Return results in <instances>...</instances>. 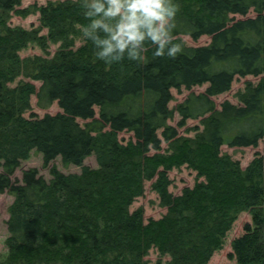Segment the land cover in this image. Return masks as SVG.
Wrapping results in <instances>:
<instances>
[{"label":"trees","instance_id":"1","mask_svg":"<svg viewBox=\"0 0 264 264\" xmlns=\"http://www.w3.org/2000/svg\"><path fill=\"white\" fill-rule=\"evenodd\" d=\"M21 4L0 0V31L11 12L26 14L17 9ZM179 4L177 57H156L149 48L145 62L105 63L87 39L47 62L37 57L25 74L31 81L13 87L20 67L4 62L21 63L18 52L29 42L64 38L59 28L71 22L83 27L88 18L82 1L54 2L40 7L48 37L18 28L0 35V193L14 197L9 257L0 264H149L153 249L170 257L166 264H208L241 211H250L252 221L233 240L230 256L236 264H264V150L243 168L222 149L264 145V0ZM183 36L210 42L192 46ZM247 76L260 79L246 83L239 104L225 100L217 108L215 99ZM196 87L205 89L193 92ZM183 89L192 92L171 107L173 91ZM33 96L39 104L57 102L61 112L26 116ZM176 114L177 126L169 123ZM189 120L202 121L193 137L179 131ZM33 151L45 166L61 158L82 172L52 166L47 180L30 168L22 182L14 180ZM90 156L97 169L84 165ZM183 166L198 181L176 195L170 172ZM147 182L167 209L159 219L145 220L141 207L131 210Z\"/></svg>","mask_w":264,"mask_h":264},{"label":"rangeland","instance_id":"2","mask_svg":"<svg viewBox=\"0 0 264 264\" xmlns=\"http://www.w3.org/2000/svg\"><path fill=\"white\" fill-rule=\"evenodd\" d=\"M71 1L73 3L81 2L82 0H22V4L17 9L28 10L25 15H20L16 11H13L6 18V24L2 27L4 30L0 31V35L6 33V28H18V29H36L40 32L42 36H49L50 30L44 27L41 21L40 15V7L46 6L49 3H63V2ZM18 10V11H19ZM256 13L251 11L249 16H255ZM81 25L77 22H71L68 25H64L59 30H64L65 37L61 39L50 40L46 39L44 44H39L37 42H29L23 49L18 52L21 63H15V61H6L3 63V67L5 68H14L18 71V67H20V74L16 77L15 81L11 83L13 87L20 81L26 82L31 81L25 74L27 70L32 71L34 67V62L37 61V57L42 60V62H47L52 60L56 54L65 48L66 45L73 44L74 49L79 48L84 45L87 41V38L83 36ZM183 40L188 45L192 46H201L206 45L210 42V37L204 36L199 40H193L189 36H183ZM260 78H256L254 76H247L244 78H237L232 86V89L220 95L215 99L217 108H220V105L225 100H230L233 103L239 104V98L237 94L244 90L246 83L251 81L253 83H257ZM37 86L40 84L38 82L35 83ZM205 89V87H196L192 91L193 92H201ZM192 91H188L183 89L182 92H178L176 90L173 91L174 100L170 104L171 107H176V105L182 102ZM61 112V109L57 102H54L51 105L39 104L36 96H33L31 99V109L26 112V116H30L35 113L39 116H44L45 114H57ZM179 115L176 114L173 121H170V124L176 125L179 121ZM82 124L85 121H80ZM200 120H189L188 124L184 128H180V134L183 136L193 137L195 135V131L192 129L197 126H201ZM202 128V127H201ZM121 137L128 140L131 137L130 133H122ZM223 152L230 154L234 159L239 160L242 164L243 168H246L248 164L253 160L257 152H262L264 150V145L261 144L257 148L248 147V148H231L227 145L223 146ZM85 166H89L92 169H97L98 163L95 156L88 157L85 162ZM52 166L57 167L60 171L66 174L73 173H81L82 167L75 165L65 166L62 162L61 158H57L54 160L49 166L44 165L43 155L36 151H33L30 158L21 163L20 167L15 171L13 175L14 180H19L22 182L23 172L30 168L38 169L39 173L44 176L47 180L52 178L50 174V168ZM1 171V168H0ZM170 177L172 179V186L170 190L174 194H180L185 187H193L197 179V173L186 166H183L179 169H174L170 172ZM145 194L138 198L131 207V210H135L137 208L144 209L145 220L150 218L159 219L161 218L167 211L166 208L160 205V199L157 193L152 189V182H147L145 186ZM14 201V197L5 192L0 193V261L2 263L6 262L9 257V250L7 247V240L9 238V230L7 221L9 220V208ZM252 221V214L250 211H241L237 215V220L233 225L232 230L228 233L227 238L225 240L224 245L221 249L214 253L211 260L208 264H236V261L232 259L230 254L232 253V242L233 240L242 235L244 232V226L247 222ZM145 260L149 264H158L159 261H162L163 264H166L168 260H170L169 256L161 255L156 249L150 251L149 255L145 258Z\"/></svg>","mask_w":264,"mask_h":264},{"label":"clouds","instance_id":"3","mask_svg":"<svg viewBox=\"0 0 264 264\" xmlns=\"http://www.w3.org/2000/svg\"><path fill=\"white\" fill-rule=\"evenodd\" d=\"M82 7L88 18L83 36L105 63L145 62L149 48L156 57L182 51L175 40L179 0H82Z\"/></svg>","mask_w":264,"mask_h":264}]
</instances>
